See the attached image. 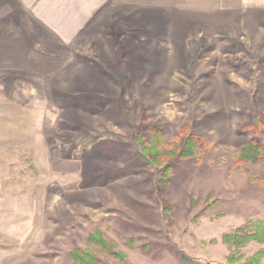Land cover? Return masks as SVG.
<instances>
[{
	"label": "rangeland",
	"instance_id": "374dc122",
	"mask_svg": "<svg viewBox=\"0 0 264 264\" xmlns=\"http://www.w3.org/2000/svg\"><path fill=\"white\" fill-rule=\"evenodd\" d=\"M151 4L0 57V264L264 251L245 238L264 221V2ZM251 145L257 162L240 158Z\"/></svg>",
	"mask_w": 264,
	"mask_h": 264
},
{
	"label": "crops",
	"instance_id": "0c3cea01",
	"mask_svg": "<svg viewBox=\"0 0 264 264\" xmlns=\"http://www.w3.org/2000/svg\"><path fill=\"white\" fill-rule=\"evenodd\" d=\"M152 1L0 0V57L21 55L26 47L34 49L41 38L80 40L95 33L107 13L122 6L148 7Z\"/></svg>",
	"mask_w": 264,
	"mask_h": 264
},
{
	"label": "trees",
	"instance_id": "16d2710c",
	"mask_svg": "<svg viewBox=\"0 0 264 264\" xmlns=\"http://www.w3.org/2000/svg\"><path fill=\"white\" fill-rule=\"evenodd\" d=\"M186 149L184 151H182L181 153V157L183 158H188V157H192L195 156L197 153L195 151V148L197 147V142L196 140H192V139H188L186 141ZM149 149H147L146 151L148 152ZM241 159L246 160V161H250V162H257L260 159V151L258 150V148L254 145H251L250 147H246L241 156ZM253 226L251 227L252 231L250 236L245 234V238L249 239V242L251 240L257 241L258 243H263L264 244V221L258 222V223H250L249 226ZM244 231L243 229L241 230V232ZM243 238L241 240L244 239V236H242ZM91 241H94L98 244H100L102 247L106 248V246H108V244L101 238H99V236H95L93 238H91ZM239 241H237L236 239H234L233 241V246H238ZM118 257H124V255L122 254H118ZM76 259V264H96V259L95 257H93V255L91 253H89L86 256H82L78 259ZM264 259V251L260 250L257 253H255L253 256H251L250 258H248L245 262H243L242 264H262V261ZM230 263H234V262H240V260L238 261V259H236L233 255L232 258L230 260Z\"/></svg>",
	"mask_w": 264,
	"mask_h": 264
}]
</instances>
